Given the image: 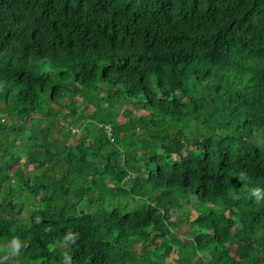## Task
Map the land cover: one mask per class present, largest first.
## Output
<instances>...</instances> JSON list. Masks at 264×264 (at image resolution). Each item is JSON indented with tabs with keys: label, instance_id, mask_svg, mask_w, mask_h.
<instances>
[{
	"label": "trees",
	"instance_id": "obj_1",
	"mask_svg": "<svg viewBox=\"0 0 264 264\" xmlns=\"http://www.w3.org/2000/svg\"><path fill=\"white\" fill-rule=\"evenodd\" d=\"M257 186L264 0H0L6 264H264Z\"/></svg>",
	"mask_w": 264,
	"mask_h": 264
},
{
	"label": "rangeland",
	"instance_id": "obj_2",
	"mask_svg": "<svg viewBox=\"0 0 264 264\" xmlns=\"http://www.w3.org/2000/svg\"><path fill=\"white\" fill-rule=\"evenodd\" d=\"M77 105L78 107L75 109V116L76 117H80V121L78 124H81L80 126H73L72 130H71V139H80L81 137H84L86 134L89 133V128H86L85 125H83L86 121H87V116L89 115V113L91 112L92 108L90 106H85L84 104V101L82 98L80 97H77ZM107 101V100H106ZM108 105H112L113 102L112 101H108L106 102ZM85 106V107H84ZM83 107H84V114L80 116L81 114V110H83ZM56 109L60 110L61 108L59 106H56ZM128 111L129 114L131 116H143L144 119L146 121H148V113L142 111L138 104H137V101L136 100H130L129 102L127 103H124L121 107V110L120 111ZM66 112V110H64ZM125 118L120 114L119 117H118V120L119 121H123ZM45 126L49 125V123H44ZM70 140V139H69ZM68 140V141H69ZM87 198L89 199H92L94 200V196L89 193L87 194ZM178 214H182V211H179ZM183 215H185V213H183ZM196 215V212L191 210L190 214H189V218L192 219L194 216ZM171 219H174L173 217ZM189 227L190 225L183 221L181 223H179V225L175 228H173L172 230V234L169 235L170 238H173V237H180V238H183L184 237V234L186 235V232L189 230ZM168 236V235H167ZM153 243L151 244H155L157 243V240L155 241H152ZM263 251H264V244H263ZM200 261H199V264H206V262L209 260L208 256H198ZM13 259H15V257H12ZM168 261H170V263L172 262L173 258L170 257L169 259H167ZM206 261V262H205ZM174 262V261H173Z\"/></svg>",
	"mask_w": 264,
	"mask_h": 264
},
{
	"label": "clouds",
	"instance_id": "obj_3",
	"mask_svg": "<svg viewBox=\"0 0 264 264\" xmlns=\"http://www.w3.org/2000/svg\"><path fill=\"white\" fill-rule=\"evenodd\" d=\"M238 179L240 181H247V174L243 171L238 173ZM248 196L251 200L256 203L264 202V188L261 187H249L247 189ZM76 239H78V234L69 232L65 235L64 241L66 243H75ZM24 247L23 241L19 239V237H13L9 242L7 249H0V253H3L5 257H15L18 256ZM71 257L65 256V264H70ZM0 264H6V259H0Z\"/></svg>",
	"mask_w": 264,
	"mask_h": 264
}]
</instances>
